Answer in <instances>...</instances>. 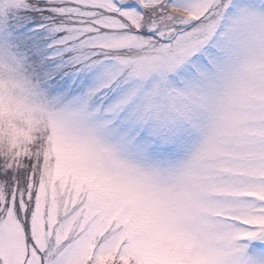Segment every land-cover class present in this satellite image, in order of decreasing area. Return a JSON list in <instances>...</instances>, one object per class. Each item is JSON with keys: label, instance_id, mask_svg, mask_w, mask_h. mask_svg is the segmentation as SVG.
<instances>
[{"label": "snow or ice", "instance_id": "snow-or-ice-1", "mask_svg": "<svg viewBox=\"0 0 264 264\" xmlns=\"http://www.w3.org/2000/svg\"><path fill=\"white\" fill-rule=\"evenodd\" d=\"M0 264H264V0H0Z\"/></svg>", "mask_w": 264, "mask_h": 264}]
</instances>
